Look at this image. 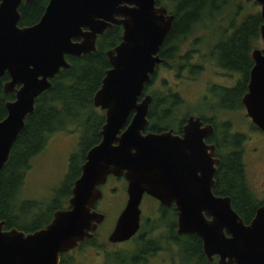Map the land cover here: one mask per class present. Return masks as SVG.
<instances>
[{"label": "water", "instance_id": "1", "mask_svg": "<svg viewBox=\"0 0 264 264\" xmlns=\"http://www.w3.org/2000/svg\"><path fill=\"white\" fill-rule=\"evenodd\" d=\"M21 1L0 0V75L9 74L4 88L15 93L0 119V169L35 98L61 67L69 66L65 54L96 50L98 35L113 24L123 31L106 51L110 67L92 96L104 114L100 138L86 150L68 206L54 210L48 223L30 231L4 228L0 220V264H58L61 252L91 237L104 219L96 203L102 196L99 185L110 174L127 180V199L108 234L110 241L128 239L137 231L146 192L161 204L175 205L177 233L198 235L208 258L217 255L219 264H264V204L245 222L229 195L213 192L219 158L215 145L204 140L213 125L189 115L181 135L172 128L143 132L151 95L142 92L160 61L157 50L174 14L157 0H48L36 22L19 25ZM255 1L263 47L252 50L241 100L251 121L264 130V0Z\"/></svg>", "mask_w": 264, "mask_h": 264}, {"label": "trees", "instance_id": "2", "mask_svg": "<svg viewBox=\"0 0 264 264\" xmlns=\"http://www.w3.org/2000/svg\"><path fill=\"white\" fill-rule=\"evenodd\" d=\"M47 1H22L18 6L20 13L18 24L29 25L36 22ZM160 2H164L175 14L173 29L178 33V46L205 19L210 21L215 18L228 19L227 26L232 27V30L227 33L225 27L219 29L218 38L212 47L219 58L218 64L227 69L241 67V76L230 87L214 85L211 88L212 96L211 98L207 96L206 101H209L208 107L220 110L242 108L241 98L246 89L248 70L253 63L249 50L261 38L262 17L260 11L240 15L241 6L234 3V0H166V2L162 0ZM121 35L122 26L113 24L98 36L95 51L80 56L66 55L70 63L69 66L60 68L50 78V86L35 98L34 109L25 117L24 125L12 144L7 160L0 169V220L4 221V228L15 226L25 231L34 230L48 223L54 210L68 206L71 187L80 172L84 153L100 138L99 130L104 121V114L102 109L93 104L92 96L100 86L105 69L110 66L106 50L116 45L120 41ZM239 47L242 56L246 55V60H242L240 67L236 63H230L236 57ZM7 77L8 74L5 72L0 80ZM152 93L154 99L148 108L150 128L161 129L171 126L174 115H176V107L179 106L181 99L177 93L173 92ZM8 97L3 94L0 86V118L5 114L3 103ZM206 103H204L205 106ZM181 115L183 118L186 116V114ZM200 115L205 120H210L202 113ZM210 121L216 125L217 129L213 138L218 137L216 140L219 148L230 145V149H226L225 153L220 152L221 161L215 172L213 191L216 194L229 195L232 207L247 222L253 215L255 206L264 200L256 199L244 175L242 152L238 145L241 134L230 133L228 130L222 132L218 123L212 119ZM71 125L73 131L79 132V147L77 151L70 154L67 171L54 189L52 196L46 201H39L35 198L21 199L19 192L24 172L29 167L30 158L45 145L49 133L55 130L70 129ZM222 125L227 129L230 122H223ZM253 125L257 127L254 123ZM160 210L162 212L160 219L168 222L167 240H173L176 245L185 247V251L183 249L179 254L184 252L183 254L187 255L190 253L188 251L192 249L190 254L194 255L195 264H218L204 256L201 239L198 235L175 232L173 209L162 207ZM153 228H156V225ZM91 240L88 239L87 242ZM82 245L83 242H80L79 246ZM149 248L145 253L155 250ZM137 253L138 251L131 250L129 253L123 254L111 252L107 253V256L110 254L120 255L122 257L119 261L120 264H127V258L131 257L130 264H138V259L135 256ZM60 264H64V262L62 261Z\"/></svg>", "mask_w": 264, "mask_h": 264}, {"label": "rangeland", "instance_id": "3", "mask_svg": "<svg viewBox=\"0 0 264 264\" xmlns=\"http://www.w3.org/2000/svg\"><path fill=\"white\" fill-rule=\"evenodd\" d=\"M234 3L240 4V15L260 11L259 3L254 0H234ZM218 19H211L212 21L205 19L180 46L184 44V49L187 50L196 44L202 46L205 51L208 50L218 38L219 29L228 25V19L219 21ZM191 34L199 36L196 43L192 41ZM206 42H208L207 46L204 45ZM256 46L263 47L261 38L257 40ZM181 62L179 59L178 69L175 67L170 69L168 66L160 67L158 75L155 76L152 84L147 86L146 91H155L157 94L160 92L177 93L181 99L179 106L176 107L178 117L188 112L195 115L202 113L218 123L222 132L228 130L230 133L241 134L238 145L242 152L244 175L256 199L264 200V130L253 125L244 107L220 110L208 107L209 101H206L207 96L211 98V88L214 85L232 86L239 78V73L228 71L201 56L196 61L201 64L193 68V72L186 65L180 68ZM226 121L230 122L227 129L222 125ZM72 127L71 125L70 129L55 130L49 133L45 145L30 158L29 167L24 172L19 192L21 199L35 198L39 201H46L52 196L54 189L67 171L70 154L77 151L79 147V132L73 131ZM226 149H230V145L219 148V152L225 153ZM124 185L123 178L110 177L101 187L102 196L96 203V208L105 213L104 220L98 224L93 240L88 244L73 248L66 254V264H120L119 261L122 259L120 255L107 256V253L123 254L131 250L138 251L137 240L113 242L108 239L116 216L126 200ZM159 207L158 200L156 203L149 197H145L141 203L143 227L140 232H146L145 240L146 238L157 240V249L144 253L141 259L138 258V264H192L193 262L187 258L186 254H183L184 252L179 254L183 249L185 251V247L176 245L173 240H167L168 222L160 219L162 212ZM155 225L157 230L153 229Z\"/></svg>", "mask_w": 264, "mask_h": 264}, {"label": "flooded vegetation", "instance_id": "4", "mask_svg": "<svg viewBox=\"0 0 264 264\" xmlns=\"http://www.w3.org/2000/svg\"><path fill=\"white\" fill-rule=\"evenodd\" d=\"M22 1H25V0H22ZM21 1V2H22ZM160 1H162V0H157V5H160V4H163L165 7H166V9H167V13H173L174 14V12H172L169 8H168V6L164 3V2H160ZM164 1V0H163ZM255 1V0H254ZM20 2V3H21ZM26 2V1H25ZM27 2H29V1H27ZM48 2V1H47ZM47 4V3H46ZM46 6V5H45ZM45 6H44V8H45ZM19 11V10H18ZM44 11V10H43ZM20 14V13H19ZM20 18V17H19ZM174 20H175V14H174V16H173V19H172V23H171V25H170V28L168 29V31L166 32V34H165V36H164V38H163V41L161 42V44L159 45V48H158V50H157V55L159 56V58H160V61L157 63V65L155 66V69H154V72L151 74V79H150V81L148 82V83H146V85H145V87H144V90H143V92H142V95H144V94H146V93H149L150 95H151V101H150V103H149V106H150V104H151V102L153 101V99H154V96H153V93L152 92H148V91H146V88H147V86L149 85V84H152V81L155 79V76L156 75H158V70H159V68L160 67H162V66H168L170 69H172V68H176V69H178V60L180 59L182 62H181V65H180V68H181V66L182 65H186V66H189L190 68H191V72H193V68H195L197 65L199 66L201 63L200 62H196L197 60H198V58H199V56H201L202 58H207L208 60H210V61H212V62H215L217 65H219L218 64V62H219V58L217 57V53H216V51H215V49H213V47L211 46V47H209L208 48V50H204V48L202 47V46H197L196 44L195 45H192L191 47H189L187 50L186 49H184V44H183V46H178L177 45V38H178V33H177V31L176 30H174L173 29V22H174ZM220 19H218V21H219ZM225 29H227V33H229L231 30H232V27H230V26H225ZM105 31V30H104ZM122 31H123V29H122ZM100 35V34H99ZM98 35V36H99ZM192 35V34H191ZM193 36V35H192ZM186 37V36H185ZM199 38V36H193L192 37V41L194 42V43H196V39H198ZM200 38H201V36H200ZM80 38H74V40H79ZM97 42V41H96ZM205 46H207L208 45V42H206V44H204ZM113 47V46H112ZM255 47H257L256 45H253L251 48H250V50H249V53H250V57H251V59H252V61H253V57H252V50H253V48H255ZM111 48V47H110ZM109 49V48H108ZM239 50L237 51V54H236V57L235 58H233L232 60L231 59H229V60H231V62L229 61V60H225L226 62H230V63H233V64H237L239 67L241 66V64H242V60L244 59V61L246 60V55L244 54V57L242 56V52H241V50H240V47L238 48ZM95 51V50H94ZM107 51V50H106ZM92 52V51H91ZM88 53H90V52H88ZM87 54V53H86ZM202 54V55H201ZM66 55H71V54H65V58L68 60V58L66 57ZM82 55V54H81ZM206 55V56H205ZM71 56H80V55H71ZM108 57V56H107ZM224 59V58H223ZM221 61V60H220ZM108 62H109V59H108ZM110 64V63H109ZM253 64V63H252ZM252 64H251V66H252ZM219 66H221V65H219ZM251 66H250V68H251ZM68 67V66H67ZM110 67V66H109ZM222 67V66H221ZM62 68V67H61ZM222 68H224V67H222ZM250 68H249V70H248V78H247V81H246V89H245V91L247 90V83H248V79H249V72H250ZM224 69H226V70H228V71H234V72H238L239 73V75L241 76V67L240 68H237V69H227V68H224ZM5 73V72H4ZM4 73H2L1 75H0V78H1V76H3V74ZM7 73V72H6ZM8 74V73H7ZM240 76H239V78H240ZM238 78V79H239ZM10 79V76H9V74H8V77L7 78H5V79H2V80H0V86H1V90H2V92H3V94H5L6 96L8 95L9 97L8 98H6L5 100H4V103H3V105H4V109H5V114H6V107H5V103H6V101H8V100H12V99H14L15 98V93H14V91L13 90H6L5 88H4V84H5V82H7L8 80ZM238 79H237V81H238ZM236 81V82H237ZM222 86H227V87H230V86H228V85H222ZM15 87H18V84H15ZM44 91V90H43ZM244 91V92H245ZM155 92V91H154ZM244 94V93H243ZM242 94V95H243ZM243 107H244V105H243ZM149 108V107H148ZM244 109H245V107H244ZM149 110V109H148ZM5 114L0 118V119H2L4 116H5ZM247 114V113H246ZM189 115H195L194 113H187L186 114V116L183 118V116L181 115V116H177V115H174V120H173V122H172V124H171V126H167V127H165V128H161V129H157V127L156 128H154V129H151L150 128V122L148 123V125L146 126V128L143 130V132L144 131H148V130H151V131H154V132H157V131H162V130H166V129H170V128H172V130H173V132L174 133H177V134H179V135H181L182 134V127H183V125H184V123L186 122V119H187V117L189 116ZM198 116H200L201 117V119L203 120V124L204 123H207V122H209V123H211L212 125H213V132L210 134V135H208L207 137H205L204 138V140L207 142V143H213L214 145H215V153H214V156H216V157H218L219 158V162H218V164H217V167H216V170H217V168H218V166H219V164H220V161H221V155H220V152H219V145H218V142H217V138L218 137H215V138H213V136H214V134H215V131H216V125L212 122V121H210L211 120V118H210V120H205L201 115H198ZM147 117H148V113H147ZM148 120H149V118H148ZM150 121V120H149ZM174 124H176V125H174ZM86 153V152H85ZM85 153H84V157H85ZM83 157V158H84ZM216 170H215V172H216ZM110 177H115V178H123V180H124V183H125V185H124V189H125V192H126V187H127V180L124 178V176L123 175H120V176H116V175H113V174H110L109 176H108V178H110ZM107 178V179H108ZM214 179H215V173H214ZM107 181V180H106ZM106 181L103 183V184H100L99 185V187L101 188L105 183H106ZM215 185V184H214ZM214 187V186H213ZM214 192V191H213ZM215 193V192H214ZM145 197H149V198H151L152 200H154V201H156V203H157V198L156 197H153V196H151L150 194H148V193H146V192H144L143 193V195H142V198H141V201H140V204H139V206H140V208H141V203H142V201L145 199ZM126 199H127V192H126ZM126 201V200H125ZM262 201V200H261ZM98 202V201H97ZM158 202H159V200H158ZM125 204V203H124ZM261 204H264V201L263 202H261L260 204H257L256 206H255V208H254V213H255V210H256V208L259 206V205H261ZM159 208H162V207H167V208H170V209H173L174 210V212H175V223H174V228L173 227H171L170 226V228H173L174 230H175V232H177V215H176V209H175V205L174 204H172V205H170V206H167V205H164V204H161L160 202H159ZM123 207V206H122ZM156 208H157V205H156ZM141 210V209H140ZM254 213H253V215H254ZM253 215L251 216V218L253 217ZM250 218V219H251ZM142 219H143V217H142V211L140 212V220H139V228L137 229V231L131 236V237H129L128 239H125V240H129V239H131L132 241H134V240H137L138 241V247H139V249H137L138 250V253L135 255L136 257H137V259L138 258H140L142 255H143V253H145L147 250H148V248L149 247H151L152 249H157V240L155 241V240H153V239H148V238H146L147 240H145V237H146V232L144 233L143 231L142 232H140L141 231V229H142V227H143V222H142ZM250 219L247 221V222H249L250 221ZM104 220V219H103ZM102 220V221H103ZM244 220V219H243ZM101 221V222H102ZM245 221V220H244ZM100 222V223H101ZM115 222V221H114ZM246 222V221H245ZM100 223H98V224H100ZM114 225V224H113ZM98 226V225H97ZM97 228V227H96ZM153 229H155V230H157V227L156 228H153ZM96 230V229H95ZM95 230L93 231V235L91 236V237H86V238H84L82 241H80V242H83V244H88V242H87V240L88 239H94L95 238ZM144 233V234H143ZM184 234H191V233H184ZM122 241H124V240H122ZM80 242L75 246V247H77V246H79V244H80ZM190 243H192V242H190ZM75 247H73V248H75ZM73 248H70V249H68V250H66V251H64V252H61L60 253V257H59V263L58 264H60L62 261L66 264V262H67V260H66V258H65V256H66V254H68L70 251H72L73 250ZM201 248H202V242H201ZM150 249V248H149ZM192 249H190L188 252H190V253H192V251H191ZM130 251H127L126 253H129ZM202 252H203V250H202ZM190 253H187V258H189L190 259V261L191 262H193L192 264H195L196 263V260H195V258H194V255L193 254H190ZM203 254H204V256L208 259V260H210V261H215V262H217V255H214L211 259L210 258H208L206 255H205V253L203 252ZM136 257H135V259H136ZM130 259H131V257H129V258H127V264H130ZM218 263V262H217ZM219 264V263H218Z\"/></svg>", "mask_w": 264, "mask_h": 264}]
</instances>
